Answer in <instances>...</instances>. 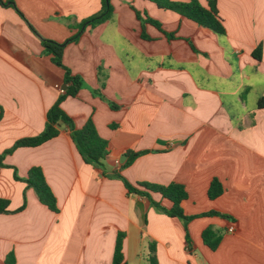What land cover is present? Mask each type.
<instances>
[{"label":"crops","instance_id":"obj_1","mask_svg":"<svg viewBox=\"0 0 264 264\" xmlns=\"http://www.w3.org/2000/svg\"><path fill=\"white\" fill-rule=\"evenodd\" d=\"M14 1L25 19L0 3V156L42 133L63 93L65 72L41 38L64 43L102 8V0ZM112 5L109 21L66 47L64 64L84 86L62 104L78 128L93 119L109 156L103 168L86 163L64 124L57 138L6 155L0 198L10 213L0 214V261L13 253L16 264H113L122 232L128 264H152V245L158 264H264V0H216L225 35L149 0ZM132 7L176 38L147 24L144 39ZM144 150L123 168L125 153ZM36 167L58 212L15 178L28 179ZM118 173L132 184L184 185L189 216L231 218L192 220L188 245L184 222L130 194ZM214 179L224 191L213 200ZM152 198L172 207L160 194ZM209 228L222 237L216 249L204 242Z\"/></svg>","mask_w":264,"mask_h":264},{"label":"trees","instance_id":"obj_2","mask_svg":"<svg viewBox=\"0 0 264 264\" xmlns=\"http://www.w3.org/2000/svg\"><path fill=\"white\" fill-rule=\"evenodd\" d=\"M155 3L159 8L165 10H171L183 17L190 19L196 24L208 28L219 35H225L226 30L223 24V20L220 17L216 0H207L209 4V8L203 7L198 0H190L189 2H174L172 0H149ZM0 3L3 5H9L10 7L15 8L18 13L25 19L24 15L18 10L15 1L11 0L8 3H5L3 0H0ZM134 8V7H132ZM137 17L141 21L143 26V35L142 37L146 40H150L151 38L145 33V28L147 24H151L163 32L168 39H175L176 36L173 33H168L163 29L162 24L149 17L148 15H144L136 10ZM114 15V7L112 5V0H102V8L101 10L84 20L82 23L78 25V32L70 39H68L64 43H58L53 40L41 38L42 45L44 47V54L50 55L52 57L53 63L59 68L63 69L65 72V81L64 85L67 86V89L59 96L56 104L49 110L48 112V122L46 124L45 130L37 136L27 137L18 140L11 148L7 149L0 156V164L3 166V159L6 155L14 153L19 148L25 147H39L46 142L55 139L60 134L59 123L61 121L64 122V125L67 126L71 131L72 139L79 151L82 155L84 161L88 164L99 165L101 168L104 167V161L109 156V143L107 140L103 139L96 128V125L92 118L88 119L85 125L82 128H78L73 119L69 117V115L62 108L63 102L69 97H77L79 92L82 90L84 86V81L82 77L78 75H74L70 68H68L64 64V52L66 47L71 43L78 42L79 38L88 28H95L103 23L109 21ZM31 29L37 34L36 30L30 25ZM259 53V51H258ZM257 57V52L254 53ZM259 107H264V98L260 99ZM112 108H117L116 105L112 104ZM2 119V114H0V121ZM148 151H128L125 153V164L123 168L129 167L134 163V161L140 156L146 154ZM116 178L120 179L126 189L130 194H137L139 196L145 197L150 200L152 206L156 208L159 212L165 213L170 217L179 218L184 222V225L187 230V242L189 245V234H188V224L201 216H221L224 219H230L229 215L212 211L209 213H205L203 215H193L189 216L185 213L182 203L188 198V192L186 187L179 183H171L169 185H157L145 182H139L137 184H132L125 177H123L120 173H118ZM16 180L26 182L29 187H32L36 190L40 201L48 206L52 211L58 212L59 209L57 207L56 197L53 194L50 186L48 185L45 175L41 168H33L30 171V175L28 179H21L17 172L15 174ZM224 188L222 183L218 179H214L210 190L209 197L211 199H216L222 195ZM152 193L160 194L163 199H167L171 202L172 207L166 208L162 205L161 202H156L152 198ZM10 201L8 199L0 198V214H8ZM25 205L18 210H24ZM126 235L122 232L119 233L113 264H128L124 255V240ZM204 242L210 246L212 249H216L222 237L217 234L212 228L207 229L203 234ZM152 254L150 256V262L152 264H158L157 259L155 257L156 247L155 245L151 246ZM0 264H16V258L13 253H11L4 262L0 261Z\"/></svg>","mask_w":264,"mask_h":264},{"label":"water","instance_id":"obj_3","mask_svg":"<svg viewBox=\"0 0 264 264\" xmlns=\"http://www.w3.org/2000/svg\"><path fill=\"white\" fill-rule=\"evenodd\" d=\"M62 89L65 91L66 89H67V86L66 85H64L63 87H62ZM64 124V122L63 121H61L60 123H59V125L60 126H62Z\"/></svg>","mask_w":264,"mask_h":264},{"label":"built area","instance_id":"obj_4","mask_svg":"<svg viewBox=\"0 0 264 264\" xmlns=\"http://www.w3.org/2000/svg\"><path fill=\"white\" fill-rule=\"evenodd\" d=\"M62 92H64V90L62 89V88H60V87H58ZM235 230H234V228H231L230 229V232H234Z\"/></svg>","mask_w":264,"mask_h":264}]
</instances>
